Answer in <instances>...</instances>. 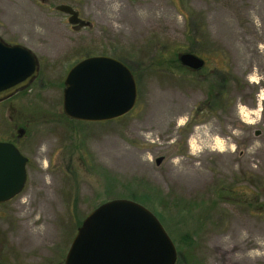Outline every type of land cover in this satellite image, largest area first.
I'll use <instances>...</instances> for the list:
<instances>
[{
    "label": "rangeland",
    "instance_id": "rangeland-1",
    "mask_svg": "<svg viewBox=\"0 0 264 264\" xmlns=\"http://www.w3.org/2000/svg\"><path fill=\"white\" fill-rule=\"evenodd\" d=\"M63 4L92 26L74 29ZM0 37L40 62L0 102V141L29 159L25 189L0 204V264H64L84 219L133 194L177 264H264V0H0ZM184 53L206 66L186 69ZM93 56L134 73L128 115L65 116L66 76Z\"/></svg>",
    "mask_w": 264,
    "mask_h": 264
},
{
    "label": "water",
    "instance_id": "water-1",
    "mask_svg": "<svg viewBox=\"0 0 264 264\" xmlns=\"http://www.w3.org/2000/svg\"><path fill=\"white\" fill-rule=\"evenodd\" d=\"M57 10L70 15L69 23L91 27L72 7ZM182 66L200 71L203 58L184 53ZM40 62L30 49L9 45L0 37V102L31 85L39 76ZM138 102L134 73L122 61L108 56L81 60L64 81L63 112L77 122L99 123L120 119ZM19 130V137L24 134ZM18 146L0 141V204L20 195L27 183V165ZM161 163V160H158ZM176 245L159 219L143 205L127 199L103 203L82 222L64 264H177Z\"/></svg>",
    "mask_w": 264,
    "mask_h": 264
},
{
    "label": "trees",
    "instance_id": "trees-1",
    "mask_svg": "<svg viewBox=\"0 0 264 264\" xmlns=\"http://www.w3.org/2000/svg\"><path fill=\"white\" fill-rule=\"evenodd\" d=\"M178 61H179V59H178ZM180 62V61H179ZM186 69H188V68H186ZM130 197V199L131 200H133V201H135V202H137V203H141V202H143L141 199H140V197H138L137 195H135V194H133V195H131V196H129ZM142 204V203H141ZM143 205V204H142ZM183 241L185 242V244H186V247L185 248H187V249H189V250H191L192 248H193V240H192V237L191 236H189V235H187V236H185V237H183ZM180 251H181V253H183L182 252V249H180ZM185 252V251H184ZM188 257V256H187Z\"/></svg>",
    "mask_w": 264,
    "mask_h": 264
},
{
    "label": "flooded vegetation",
    "instance_id": "flooded-vegetation-1",
    "mask_svg": "<svg viewBox=\"0 0 264 264\" xmlns=\"http://www.w3.org/2000/svg\"><path fill=\"white\" fill-rule=\"evenodd\" d=\"M63 5H65V4H63ZM59 6H61V5H59ZM59 6H58V7H59ZM67 6H70V5H67ZM70 7H72V6H70ZM72 8H73V7H72ZM56 9H57V8H56ZM73 9L79 13V17H80L81 19L85 20L84 18L81 17V15H80V11L76 10L75 8H73ZM57 11H58V10H57ZM58 12L64 14L65 16H67V17H68V22H69V19H70V15H69V14L64 13V12H60V11H58ZM85 21L87 22V20H85ZM69 24H70V23H69ZM70 25H71V24H70ZM72 27H73L74 29H80L78 26H73V25H72ZM85 28H87V27H85Z\"/></svg>",
    "mask_w": 264,
    "mask_h": 264
},
{
    "label": "bare ground",
    "instance_id": "bare-ground-1",
    "mask_svg": "<svg viewBox=\"0 0 264 264\" xmlns=\"http://www.w3.org/2000/svg\"><path fill=\"white\" fill-rule=\"evenodd\" d=\"M264 100V99H263Z\"/></svg>",
    "mask_w": 264,
    "mask_h": 264
}]
</instances>
